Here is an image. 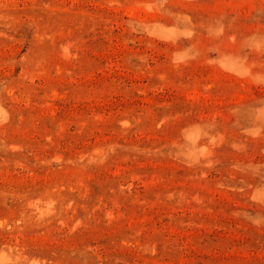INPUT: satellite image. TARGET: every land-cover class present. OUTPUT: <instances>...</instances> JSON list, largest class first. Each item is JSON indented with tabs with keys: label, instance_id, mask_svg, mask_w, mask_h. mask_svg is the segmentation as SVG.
<instances>
[{
	"label": "rangeland",
	"instance_id": "obj_1",
	"mask_svg": "<svg viewBox=\"0 0 264 264\" xmlns=\"http://www.w3.org/2000/svg\"><path fill=\"white\" fill-rule=\"evenodd\" d=\"M0 264H264V0H0Z\"/></svg>",
	"mask_w": 264,
	"mask_h": 264
}]
</instances>
